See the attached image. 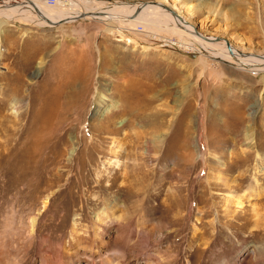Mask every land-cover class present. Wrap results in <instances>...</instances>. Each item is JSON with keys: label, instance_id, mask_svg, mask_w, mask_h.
I'll return each instance as SVG.
<instances>
[{"label": "rangeland", "instance_id": "rangeland-1", "mask_svg": "<svg viewBox=\"0 0 264 264\" xmlns=\"http://www.w3.org/2000/svg\"><path fill=\"white\" fill-rule=\"evenodd\" d=\"M85 1L156 2L215 47L264 53V0ZM14 20H0V224L12 264H264V72L175 31L117 38L85 18ZM104 207L106 244L90 253L71 231L96 241ZM61 243L67 262L51 254Z\"/></svg>", "mask_w": 264, "mask_h": 264}, {"label": "bare ground", "instance_id": "bare-ground-1", "mask_svg": "<svg viewBox=\"0 0 264 264\" xmlns=\"http://www.w3.org/2000/svg\"><path fill=\"white\" fill-rule=\"evenodd\" d=\"M2 3L6 4V6L4 5L5 7L1 8L2 4L0 5L1 8L0 20H5V21L22 19L26 22H33L40 26H57L59 24L61 25L65 24L66 22H72L76 19L85 18L88 20L103 22L105 25L104 32L109 33L113 37H117V38L123 36L125 37L126 36L125 33H128L127 32L128 30L136 32L137 28L134 27H141L142 32H144L145 34L150 33V30H144L147 27H155L157 30L165 29L168 31H175L181 36H185L194 42H198L205 48L217 51V54L212 53L213 58L215 59H221L223 62L237 65L240 67L238 69L241 70L243 69L245 70V72L246 71L249 73L264 72V53L260 55L242 57L238 54V52H236L237 50H230V49L225 50L223 49L224 47L222 46L215 47L210 40L203 39L202 36H199L196 33H194L195 29L193 28V26L188 25L185 22V19L181 15H179V12L177 14L175 11L169 10L165 8L163 5H159L156 2L135 4L133 6L120 3L118 5L106 6L104 8H95L91 4V2H87L85 0H66V1L58 0L56 1V4L52 7H47L43 2H40V0H22L21 4L9 3L7 0H2ZM182 6L183 8H185L184 5ZM62 11L65 13H63ZM187 13L189 14L190 11H188ZM111 20H116L121 22L113 23L111 22ZM22 36H24V33L22 34ZM142 49L143 50L147 49V46H143ZM199 62L202 71H205L207 67L204 61V57L203 58L200 57ZM41 64H42V60L37 62V65L35 66V70L33 71L32 74V78H36L38 76L37 68L39 69V66L41 67ZM205 78L207 80L209 79V80H213L214 82H218L219 78L221 77L220 74L212 75L208 73L205 76ZM263 82H264V78H263ZM101 100L102 98L98 97L96 101H93L95 105V113L100 111L99 103ZM119 124L120 121L118 122V125ZM248 134L250 133L248 132ZM245 141L251 142L252 141L251 135L249 137H246ZM112 153H114V151H112ZM258 158L259 160L261 159L259 156ZM233 203L236 207L240 208L242 207L243 200L237 197V199H235ZM108 209L111 210V207L108 208L104 207V209L101 210L93 218L92 228L95 236L97 237L96 241L95 240L89 241L87 238L82 237L84 239V246H83V244L78 241L80 239L79 238L80 236H79V232H77L76 225L75 224L73 225L74 228L71 231V237L75 239V243L77 244V246L81 245L82 248L90 251V253H93L96 249L106 244L105 240L102 239L103 238L102 236L104 232L110 229L111 215ZM1 226L2 223L0 224V264H12L15 261L12 262L11 259H9L10 255L12 256V254L8 249L10 246H12L10 245L11 243L9 242L11 241L12 238L9 236V233L6 232L7 230L9 231V229L11 228L8 225H4V229H2ZM32 228H33V221L31 220V227L30 229L28 228L29 229L28 231L29 232L33 231ZM118 231L120 233L119 236L121 237L120 238L121 244L126 243L128 238H125V236H123L124 233L123 229L122 230L118 229ZM10 234L13 237L16 234V231L15 233L11 231ZM29 235L31 238L29 237L27 242L29 245L31 244V248H32V236L30 233ZM100 235L101 237L99 238ZM4 238H6V240ZM23 240L24 239H21L19 236H17V238L13 240V243L16 244L14 245L15 248L19 249L21 247L20 246L21 244L25 245V242ZM95 246L97 247L95 248ZM48 247L50 248L51 244H49ZM31 248H29V250ZM58 249L59 250H57L56 252H52L51 254L55 255L54 253L56 254L58 253L57 256L58 255L61 256L62 262L63 261L67 262L69 259L67 257V249L65 244L63 243L59 244ZM78 260L79 258H77V261ZM40 264H49V263L43 261ZM86 264H97V263L94 262L93 259L89 258L87 259ZM103 264H114V263L109 262ZM116 264H124V263L116 262Z\"/></svg>", "mask_w": 264, "mask_h": 264}, {"label": "built area", "instance_id": "built-area-1", "mask_svg": "<svg viewBox=\"0 0 264 264\" xmlns=\"http://www.w3.org/2000/svg\"><path fill=\"white\" fill-rule=\"evenodd\" d=\"M2 1V0H0ZM9 3H22V0H7ZM56 1L58 0H40V2H43L47 7H52L56 4Z\"/></svg>", "mask_w": 264, "mask_h": 264}]
</instances>
